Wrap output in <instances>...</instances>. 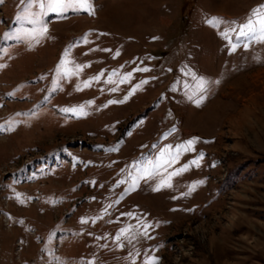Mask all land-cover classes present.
<instances>
[{"label":"rangeland","instance_id":"obj_1","mask_svg":"<svg viewBox=\"0 0 264 264\" xmlns=\"http://www.w3.org/2000/svg\"><path fill=\"white\" fill-rule=\"evenodd\" d=\"M261 5L0 0V264H264V41L239 36Z\"/></svg>","mask_w":264,"mask_h":264},{"label":"snow or ice","instance_id":"obj_2","mask_svg":"<svg viewBox=\"0 0 264 264\" xmlns=\"http://www.w3.org/2000/svg\"><path fill=\"white\" fill-rule=\"evenodd\" d=\"M37 4L41 10H46L47 12H55V13H64L68 9H73L76 11L84 10L91 12L92 6H91V0H28V5L31 7L32 5ZM21 17H18L20 19ZM35 23V21H33ZM207 23L211 24L212 26H217L221 23H225L220 18H213L212 20L207 21ZM234 23V22H232ZM47 31V28L44 27L42 29L41 35ZM229 31H235L234 28L229 29ZM229 31L222 32L223 38L229 42L231 45V50L235 51L237 48V44L233 43L231 40V37L229 35ZM259 33V39L264 41V5L259 6L258 8L253 10L252 16L249 18L248 22L241 26L239 36H248L250 33L255 34ZM69 53L66 51L65 56L67 57ZM80 70L83 69L84 66H77ZM64 68V64L61 65V69ZM140 71H149L148 68L138 69ZM59 71V70H58ZM143 83H147V81H144ZM216 83H219V81H216ZM90 82H85L84 87H90ZM203 83L200 84V88L203 89ZM191 99V97H189ZM121 103L123 101H120ZM112 103H116V101H112ZM199 103V101H197ZM62 111L68 112L73 111L76 112L75 109H63ZM78 114L85 115L83 107H81L78 111ZM11 126V125H10ZM4 126L0 125V131H4ZM199 138H193L183 144L176 145L175 148L172 145H168L167 148L164 150V152L161 153V162L156 163L153 165L152 171H145L144 177L151 178L154 173H159V170L161 168H164L165 166H171L173 163H175L178 159L181 153L188 152V151H195V144L198 142ZM167 154V155H165ZM203 159V156L201 155L199 159H194L190 163L191 165H195L199 167L200 160ZM190 165H184L180 169H176L173 172L168 173L166 178H162L160 181V184L157 185L156 188H154L155 191H159L161 187H167L171 188L172 183L171 180L173 177L181 175L183 172L189 170ZM143 178V177H142ZM123 183V181H121ZM197 183H203V181H199ZM135 187V185H134ZM196 188V184H193L189 188V193L191 191H194ZM185 193V195L189 194ZM23 203V201H20ZM129 216L132 214L129 213ZM82 223H87L86 220H82ZM143 228V235L148 237L147 229L151 227V225H141ZM126 230H121V234H123ZM151 238V237H148ZM117 240L120 239L119 236L116 237ZM129 242L131 243L132 238L129 237ZM146 264H157V259L155 257L151 258L149 261L146 262Z\"/></svg>","mask_w":264,"mask_h":264}]
</instances>
